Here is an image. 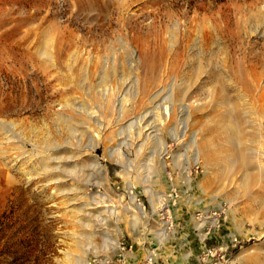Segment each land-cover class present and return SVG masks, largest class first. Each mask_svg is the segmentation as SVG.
Wrapping results in <instances>:
<instances>
[{
  "label": "rangeland",
  "instance_id": "374dc122",
  "mask_svg": "<svg viewBox=\"0 0 264 264\" xmlns=\"http://www.w3.org/2000/svg\"><path fill=\"white\" fill-rule=\"evenodd\" d=\"M149 251L264 264V0H0V264Z\"/></svg>",
  "mask_w": 264,
  "mask_h": 264
},
{
  "label": "bare ground",
  "instance_id": "6f19581e",
  "mask_svg": "<svg viewBox=\"0 0 264 264\" xmlns=\"http://www.w3.org/2000/svg\"><path fill=\"white\" fill-rule=\"evenodd\" d=\"M150 131H149V133L147 134V137L146 138H155V141L156 142H159V143H161L162 145H163V142L160 140V139H158V132L157 133H155L156 132V130L157 129H154V128H152V126L150 127ZM150 133H153V134H151L150 135ZM140 135V134H139ZM148 140V139H147ZM150 140V139H149ZM159 140V141H158ZM205 141V140H204ZM210 145H208V144H204V143H202V144H200V145H198V147H197V152H196V156H195V158H196V160L198 161L200 158H202V160L203 161H205V162H207V160H208V158H209V156L212 154L211 152V149H210V147H209ZM212 146V145H211ZM214 148V145H213V147H212V149ZM220 149V148H219ZM215 150V154H217L218 155V157L220 156L221 157V154H223L224 152H221L220 150H217V148L216 149H214ZM222 150H224V149H222ZM164 147L162 146V149H161V151H160V153L159 154H164ZM226 152V151H225ZM225 154L226 155H228L229 153L227 152V153H224L223 155H224V157H225ZM216 155V156H217ZM229 156H230V154H229ZM214 157V156H213ZM226 158L228 159L229 157H227L226 156ZM138 210V209H137Z\"/></svg>",
  "mask_w": 264,
  "mask_h": 264
},
{
  "label": "built area",
  "instance_id": "2783aa9c",
  "mask_svg": "<svg viewBox=\"0 0 264 264\" xmlns=\"http://www.w3.org/2000/svg\"><path fill=\"white\" fill-rule=\"evenodd\" d=\"M208 251L210 252L211 250L209 249ZM154 263H155L154 252L153 251L147 252L141 264H154Z\"/></svg>",
  "mask_w": 264,
  "mask_h": 264
},
{
  "label": "crops",
  "instance_id": "0c3cea01",
  "mask_svg": "<svg viewBox=\"0 0 264 264\" xmlns=\"http://www.w3.org/2000/svg\"><path fill=\"white\" fill-rule=\"evenodd\" d=\"M186 256H187V255H185L184 258H185ZM184 258H183V259H184Z\"/></svg>",
  "mask_w": 264,
  "mask_h": 264
}]
</instances>
